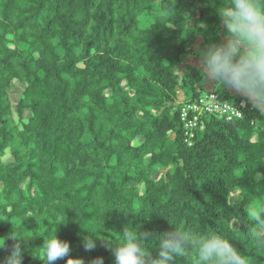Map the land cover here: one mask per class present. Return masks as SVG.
<instances>
[{"label":"trees","instance_id":"16d2710c","mask_svg":"<svg viewBox=\"0 0 264 264\" xmlns=\"http://www.w3.org/2000/svg\"><path fill=\"white\" fill-rule=\"evenodd\" d=\"M228 2L0 0V261L12 236L23 237L22 264H43L56 227L83 264H114L108 245L124 228L194 239L216 231L247 264H264L247 215L264 213V113L239 93L209 91L194 55L227 40L217 10ZM15 82L24 90L13 110ZM210 92L243 116L205 113L189 143L181 104ZM86 233L98 237L92 251Z\"/></svg>","mask_w":264,"mask_h":264},{"label":"clouds","instance_id":"9594fccd","mask_svg":"<svg viewBox=\"0 0 264 264\" xmlns=\"http://www.w3.org/2000/svg\"><path fill=\"white\" fill-rule=\"evenodd\" d=\"M221 26L226 31L227 40L207 44L195 51L200 60V76L203 81L213 84L215 89H229L239 93L254 111L264 113V0H229L217 10ZM249 224L254 226L248 238L256 250L264 251V213L254 207L248 213ZM122 240L108 245L114 256V264H176L178 257H188L187 264H247V260L230 239L216 231L207 232L193 238L185 232H165L152 237L150 233L137 235L124 228ZM151 237L158 241L155 251L142 244ZM4 237L0 249L5 248ZM10 246V254L0 264H22L24 249L21 238ZM97 238L89 233L83 236L85 251L97 247ZM195 257L190 259L192 246ZM43 264H56L69 257L67 264H83L81 259H73L68 241L62 240L56 227L43 238ZM155 252V254H153ZM92 264H103L97 257Z\"/></svg>","mask_w":264,"mask_h":264},{"label":"built area","instance_id":"2783aa9c","mask_svg":"<svg viewBox=\"0 0 264 264\" xmlns=\"http://www.w3.org/2000/svg\"><path fill=\"white\" fill-rule=\"evenodd\" d=\"M180 113L181 120L184 123L186 141L189 143L203 114H215L229 120L243 116L239 106L228 101H221L214 92L202 96L195 103H182Z\"/></svg>","mask_w":264,"mask_h":264},{"label":"rangeland","instance_id":"374dc122","mask_svg":"<svg viewBox=\"0 0 264 264\" xmlns=\"http://www.w3.org/2000/svg\"><path fill=\"white\" fill-rule=\"evenodd\" d=\"M192 61H194V60L191 57L186 58L185 62L183 63L182 69L187 65L188 62H192ZM207 87H208L209 91H212L214 88L213 84H209V83H208ZM23 90H24V87L19 82H15L14 85L9 89V96H10V99H11V102L13 105V110H15L16 104L18 103L19 99L21 98ZM232 93H237V92L232 91ZM183 100H184V96L180 93L178 98H177V103L180 104ZM25 115L28 116L29 112H26ZM10 120L12 121V123H14V120H17V116L15 114V111H14V115L12 114V116L10 117ZM18 145H19V139L17 137H15V139L11 143V147L16 148ZM9 151L4 156L5 159L10 158ZM27 187H28V184L25 185V188H27ZM238 198H239L238 196H235L234 200L238 199ZM18 222L19 221H17V223Z\"/></svg>","mask_w":264,"mask_h":264}]
</instances>
